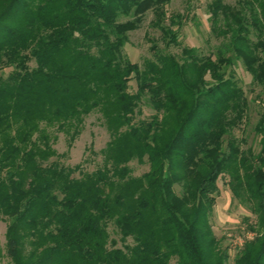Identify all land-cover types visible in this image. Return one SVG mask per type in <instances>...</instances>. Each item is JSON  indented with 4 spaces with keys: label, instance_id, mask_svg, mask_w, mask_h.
<instances>
[{
    "label": "trees",
    "instance_id": "1",
    "mask_svg": "<svg viewBox=\"0 0 264 264\" xmlns=\"http://www.w3.org/2000/svg\"><path fill=\"white\" fill-rule=\"evenodd\" d=\"M171 1L0 0V260L264 264V101L259 150L235 134L249 111L239 62L264 89V0H212L209 54L181 46ZM149 12L180 58L155 42L141 65L123 54ZM93 113L108 134L85 149L94 168L65 164L57 135L71 148ZM221 179L256 219L231 261L209 220Z\"/></svg>",
    "mask_w": 264,
    "mask_h": 264
},
{
    "label": "rangeland",
    "instance_id": "2",
    "mask_svg": "<svg viewBox=\"0 0 264 264\" xmlns=\"http://www.w3.org/2000/svg\"><path fill=\"white\" fill-rule=\"evenodd\" d=\"M211 1L172 0L166 7L168 15L181 14L187 16L184 24L177 30L181 34L179 36L181 46L196 47L204 54H209L217 46V40L209 33V12L207 8ZM236 1L223 0V2L229 4H234ZM155 20L152 12L147 13L142 25L128 34V42L124 46L123 54L132 63L141 65L144 59L152 58L153 51L150 50L152 42H155L161 51L170 53L177 58L181 57V47L174 45L165 47L162 33L159 28L154 27ZM166 24L171 29L168 23ZM176 29L177 26H173L172 32H175ZM235 77L249 101L248 118L244 131L236 130L235 134L245 141L243 142L244 148L251 145L255 151H258V139L254 136L252 128L258 120V113L262 109L261 101H264V89L251 83L250 76L245 72L240 62L235 67ZM134 89L135 85L132 81L130 83V90L134 91ZM143 113L144 117H146L151 112L144 108ZM57 136L53 147L57 153L65 154L62 161L65 164L74 166L81 163L85 158H91V162L87 161V163L83 164L89 170L94 168L96 158H93L89 152L86 153L85 149L91 146L92 150L97 152L108 141V134L100 124L99 115L95 113L86 118L83 131L76 138L71 148L68 147L63 134H58ZM133 167L135 168V174H140L146 169V167H138L136 164H133ZM217 186L218 194L216 195V201L209 220L216 238L221 240V245L223 247L228 246L231 261L244 242L253 239L256 234L249 229L250 225L255 224L256 219L233 199L225 180H219ZM178 190L179 188L176 189V191ZM5 230L6 224L0 219V246H3L5 242ZM0 264L9 263L7 259H1ZM170 264H174V261H171Z\"/></svg>",
    "mask_w": 264,
    "mask_h": 264
}]
</instances>
